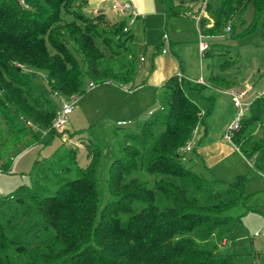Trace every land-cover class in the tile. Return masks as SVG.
<instances>
[{
	"label": "trees",
	"instance_id": "trees-1",
	"mask_svg": "<svg viewBox=\"0 0 264 264\" xmlns=\"http://www.w3.org/2000/svg\"><path fill=\"white\" fill-rule=\"evenodd\" d=\"M156 1L169 16H183L199 0ZM85 3L0 0V117L6 124L0 129V172L38 139L35 128L67 131L52 127L57 109L50 95L77 97L86 82L135 84L138 49L127 43V19L107 25L106 14L87 15ZM205 11L212 24L205 17L198 21L209 41L202 55L225 57L221 74H208L215 86L238 66V56L231 59L221 49L229 44L215 38L258 32L264 46V0H208ZM206 67L211 70V63ZM208 113L175 75L163 85L159 107L137 129L115 128L116 155L108 165L90 137L84 166L67 145L36 159L30 183L0 196V264H233L221 249L248 211V178L224 182L206 165L195 169L183 151L197 127L206 130ZM231 143L264 176V92L248 104ZM198 144L190 150L199 156ZM255 259L264 264V251Z\"/></svg>",
	"mask_w": 264,
	"mask_h": 264
},
{
	"label": "rangeland",
	"instance_id": "rangeland-1",
	"mask_svg": "<svg viewBox=\"0 0 264 264\" xmlns=\"http://www.w3.org/2000/svg\"><path fill=\"white\" fill-rule=\"evenodd\" d=\"M188 6H192L190 11L192 15L199 19L208 18V26H211L212 19L205 11L206 3L197 1ZM157 9L160 11V6ZM107 11L109 13H105L107 25H113L118 18L113 15L115 11L109 7ZM96 13L86 12L87 15ZM246 17L248 19L251 17V9L247 11ZM131 27L133 41L135 43L145 41L148 48L144 56L145 60L141 65L142 77L146 75L150 67L152 52L162 46V36L165 33L173 40L171 49L163 46L166 51L174 52L177 49L176 45L181 46L180 60L191 81L183 77H180L179 81H183L187 95L204 111H209L205 120L206 132L203 133V126H199L198 132L194 136L196 143L202 138L201 155L198 156L194 150H190L185 153V157L189 159L190 165H195V169H201L203 165L208 166L211 174L224 182L233 181L237 175H244L248 178L246 185L248 211L235 223L232 235L221 250L232 256L233 264H256V252L264 251V176L256 172L251 166L250 160L242 156L238 150L230 152L229 149L234 148V145L224 138V133L230 121L236 118L239 108L234 105L231 96L219 94L209 87L210 82H208L207 74L210 69L206 68V64L212 63L214 74L220 75L219 64L224 61L225 57L205 58L200 54L198 51L199 34L193 19L170 17L166 21L159 12L158 15L150 16L146 21H139ZM116 39L113 37L114 47L117 43ZM215 39L229 44L221 49H228L231 59H236L235 56H238V66L225 72L224 77L230 78L236 88L249 86L248 100L246 101V104H249L256 96L264 92V46L258 32L243 39H229L228 35L223 33ZM127 43H131L130 40H127ZM99 46L108 53L106 47ZM158 55H160L159 52L155 56L154 63L158 60ZM175 63L178 64L177 58ZM200 68H203L204 76L202 85L206 87L197 90L192 88L189 82L196 81ZM38 81L42 89L46 91L43 78L40 77ZM88 84V82L85 83L84 93L74 99L60 94L50 95L57 110L60 108L62 100L74 102L72 112L67 116L64 126L67 131L60 135L59 133H49L48 128H35L38 139L28 147L18 150L12 157L9 170L0 172V196H7L20 185H28L35 160L51 157L64 145L77 151L76 157L80 166L86 165L88 161L86 146L89 137L99 143L104 154L105 165H108L116 155L115 144L118 138L114 134L115 128L137 129L142 121L149 116L148 112L156 110L160 105L161 90L158 91L156 86L151 84L134 85L130 92L126 90L125 85L95 83L93 87H89ZM241 101L245 103L243 100ZM242 108H244L243 105ZM243 112L246 111L243 110ZM119 119L129 120L131 123L117 126L116 121ZM32 125L36 127L35 123ZM5 126V122L0 117V129ZM8 137L9 135L6 133L5 138ZM189 145L192 147V140Z\"/></svg>",
	"mask_w": 264,
	"mask_h": 264
},
{
	"label": "crops",
	"instance_id": "crops-1",
	"mask_svg": "<svg viewBox=\"0 0 264 264\" xmlns=\"http://www.w3.org/2000/svg\"><path fill=\"white\" fill-rule=\"evenodd\" d=\"M85 1H86V3H85V6L83 7V10H85V13L88 12V13L92 14V13H96L97 11L102 10V12L109 14L107 11L108 7L111 9L110 5L113 2H120L123 0H85ZM127 1L131 2L135 6L139 15L130 24H128V22H127V25L129 26L128 29L130 30V34L132 35L130 42H131V44H133L138 49V54H137L138 72H137V78L135 80V84H132V83L124 84L126 86V89H129V92H130L132 90V86H134V85L141 86L143 84H151L153 86H156V89H158V91H159V90L163 89V85L165 84V82L169 78L177 75V73H181L183 75L184 79L191 81V79L186 75L184 67H183V63L180 60V47H181L180 45H176L177 49L174 52L171 51L169 53L168 51H166L163 53L162 52L163 44H162V46L157 48L155 52H152L150 67H149L146 75L144 77H142L143 71L141 69V65H142V62H144V60H145L144 56L146 55L148 48H147L145 41L138 42V43H135V41H133V32L131 31L132 30L131 26L133 24L136 25V23H138L139 21L144 22L148 19V17L153 16V15H158L159 12L165 17L166 21L170 17H178V18H182V19H193L196 23V28H197V31L199 34L198 51H200V54L202 55L203 50L201 51L199 49V42L201 40L208 45L209 41H208V38L204 37L200 33L199 26H198L199 19L197 20V17L192 15L190 12H187L183 16H169L167 14L166 10L163 8V6L159 2H157L156 0H127ZM90 5H93L94 7L89 8L88 6H90ZM159 6L161 8L160 11H159V9H157ZM113 13H114L113 15L116 18L125 17L129 20V16L127 14H123L120 12H113ZM165 34H167V33H165ZM168 37H169V35H168ZM172 41L173 40L170 39V37H169L168 48H170V49L172 48ZM158 52L160 55H158V58H157L158 60L155 61L156 63H154L155 56ZM176 58L178 60V64L175 63ZM173 64H175V65H173ZM208 65H210V64H208ZM212 66H213V64L211 63V70H209V73L211 71H212V73H214V68ZM208 74H207V77H208ZM200 76H202V78H204L203 68L202 69L200 68L199 76L197 78H199ZM197 78H196V80H197ZM193 82H196V81H193ZM109 84H111V83H109ZM219 85H222V86H219ZM219 85L213 86L210 84L209 87H211V89H213L214 91H217L219 94L222 93V94L229 95V96H231L229 93V91H231V90L245 91V96L243 98V101L245 103H247L246 101L248 100L249 86H247L245 88L244 87L236 88L235 83L233 81H231L230 78H227V77H225L223 80H221L219 82ZM119 120H124V119H119ZM198 128L199 127H197V129L195 130V132L193 134L192 145L196 144L194 136H196V134L198 132ZM206 129H207V125H206ZM204 132H206V130L204 131V128H203V133ZM198 143L199 144L196 148V151L199 150V156H200L201 150H202V138H200L198 140ZM232 150H237V148L234 147V148L229 149L230 152H232Z\"/></svg>",
	"mask_w": 264,
	"mask_h": 264
},
{
	"label": "built area",
	"instance_id": "built-area-1",
	"mask_svg": "<svg viewBox=\"0 0 264 264\" xmlns=\"http://www.w3.org/2000/svg\"><path fill=\"white\" fill-rule=\"evenodd\" d=\"M203 3H206L208 0H199ZM20 2H22V0H20ZM111 9L115 12H120L123 14H127L129 16V20L127 21L128 24H130L136 17H138V12L137 9L135 8V6L127 1V0H123L120 2H113L111 5ZM199 19V17H197V20ZM230 30L229 26H227L225 28V32H228ZM162 43L164 47H168L169 45V37L167 34H164L162 36ZM162 49V52H166V48ZM207 47V44L203 41L200 40L199 42V49L202 51ZM177 77L178 79H180V77H183V75L181 73H177ZM197 83L200 84H204L203 78L202 76H200L199 78H197L196 80ZM107 83H111L110 81H108ZM95 84L90 82L88 84L89 87H93ZM123 86V85H121ZM127 91H129V89H126ZM232 100L234 102V105L237 106L239 108V111L237 113L236 118H234L230 123L229 126L227 128V130L224 133V138L231 143V139H232V135L234 133V131L238 128L239 126V121L241 119V117L244 115V111H247L248 108V104L246 103H242L241 100H243L244 96H245V91H236V90H231L229 91ZM70 99H74V96H69ZM242 105L244 106V108H242ZM74 107V102L70 101V102H66L64 100H62L61 106L60 108L57 110L56 112V116L55 119L53 121L52 127L55 129H62L67 122V116L72 112V109ZM152 111H149L148 114H150ZM131 121H126V120H117L116 121V125L117 126H125L130 124ZM27 125H31V122L27 121L26 122ZM191 149L190 145H187L183 148V151H189Z\"/></svg>",
	"mask_w": 264,
	"mask_h": 264
}]
</instances>
